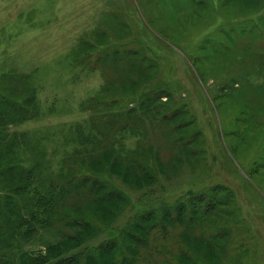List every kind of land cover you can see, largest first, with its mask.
I'll use <instances>...</instances> for the list:
<instances>
[{"label":"rangeland","instance_id":"obj_1","mask_svg":"<svg viewBox=\"0 0 264 264\" xmlns=\"http://www.w3.org/2000/svg\"><path fill=\"white\" fill-rule=\"evenodd\" d=\"M234 4L255 8L239 0ZM218 7V0H0V96L6 98L0 113V144L6 145L17 134L19 145L13 149L24 160L35 151L42 152L40 144L44 146L42 168L46 165L53 171H40L34 178L39 187L49 179L61 186L68 178L77 181L79 175L88 173L101 176L109 187L119 188L129 198L126 209L115 211L112 219L100 220L87 212L101 230L83 247L115 237L120 241L121 230L153 198L172 203L221 184L236 195L213 223L218 226L196 228L190 234L208 236L223 264H264V91L257 94L247 87V76L262 85L263 78L256 71L264 72V65L259 64L257 51L251 46L246 49L245 44L240 48L225 44L226 51H214L211 59L198 49L202 39L198 14L211 12L218 17ZM256 8L263 14L258 23L264 30V1ZM104 29L103 42L85 51L87 61L82 68L78 65L81 42H92L95 33ZM251 35L259 36L256 30ZM126 46L136 49L139 57L146 56L144 62L155 60L158 78L140 80L130 72L133 78L128 74L126 83L135 79L138 88L115 90L126 74L115 65H101L100 56ZM219 63L227 65L225 71H233L234 85L215 93L210 75ZM237 69L244 70L245 77L236 76ZM153 85L166 87L182 109L183 120H191L181 134L184 140L196 135L193 156L182 151L172 155L178 136L172 128L180 120L162 118L175 108L164 106L167 97L148 110L139 107L138 89ZM32 98L35 106L30 105ZM131 107L137 110L129 114ZM24 109L33 115L25 118ZM110 121L115 123L110 125ZM86 135L92 137L80 143ZM140 149L151 150L160 164H174L168 176L161 175L149 188L133 190L109 170L91 169L90 159L105 155V168H110L114 158L130 155L137 159ZM7 153L8 149L0 148L1 158ZM147 159L151 161L149 155ZM152 163L146 166L154 169ZM131 166L139 171L137 162ZM61 188L65 192L59 198H50L61 210L50 227L37 223L38 232L30 239L23 237L1 249L0 264H18L21 252L44 254L46 246L75 234V228L68 226L72 216L65 198L71 203L79 198L72 197L76 192L72 185ZM139 196L149 201H140ZM183 222L187 225V220ZM178 230L165 235L153 232L152 242L142 247L133 264H180L177 259L189 264L203 256L198 250L187 254V244L176 237ZM256 241L253 257L247 253L237 259L241 251L255 249Z\"/></svg>","mask_w":264,"mask_h":264},{"label":"trees","instance_id":"obj_2","mask_svg":"<svg viewBox=\"0 0 264 264\" xmlns=\"http://www.w3.org/2000/svg\"><path fill=\"white\" fill-rule=\"evenodd\" d=\"M244 3H251L255 8H244L242 5L234 4V0H218L219 13L218 17L211 12L199 13L198 21L201 24L202 39L198 45V49L206 52V57L211 59L214 51H226V46L237 48L241 44H245V48L249 49L250 46L254 48L255 54L259 64L264 65V30L258 23L263 21V14L256 7L259 6L260 1L264 0H239ZM233 2V3H231ZM224 6H226L224 8ZM214 7L212 6V9ZM238 16V17H237ZM240 17V18H239ZM257 31V35L252 36V31ZM107 30L96 34L92 42L82 41L80 45V57L78 65L85 68L86 62L85 51L89 48H94L98 43L103 42ZM105 33V34H104ZM93 43V44H92ZM225 44H227L225 46ZM85 45L87 48L85 49ZM172 46V45H171ZM239 47V48H240ZM146 56L139 57L137 50L131 47H122L121 49L115 48L108 52V55L100 56L101 65H115L120 73H125L126 76L122 77L119 86L115 88L125 90L127 87L135 90L138 88L139 83L133 79L131 83H126L127 76L130 72L136 73L140 80L146 79L148 81L158 78L157 62L155 60L144 62ZM226 64L219 63L216 70L210 75L211 83L214 86L215 93L223 92L225 89L234 85L233 71L229 72L226 69ZM87 69L91 70L89 64ZM246 72L241 69L236 70V76L245 77ZM258 76L263 78L262 85L251 81L247 76V87L252 88L255 93L260 94L264 91V72L257 70ZM154 74V77H153ZM133 78L132 74H129ZM158 83V81L156 82ZM141 93V102L139 107L148 110L149 107H154L156 101L161 100L162 97L168 102L164 105L166 108L175 107L163 119L166 121L175 122L172 128L177 143L176 151L172 155L182 151L193 156L191 153L196 143L193 141L195 137L190 140H184L181 134L184 129H188L190 125L189 119L183 120L182 109L174 100L172 93L166 88L158 85H153L146 89H138ZM5 96H0V113L5 101ZM235 100V99H234ZM36 99L32 98L30 105L35 106ZM16 108L18 104L14 105ZM136 107H131L127 113L132 114L136 112ZM25 118L33 115L29 109H24ZM115 121H110L113 125ZM92 135H86L80 143L89 141ZM2 137L0 136V139ZM5 143L0 144L1 147L8 149V155L5 158L0 157V251L3 248L12 246L16 241H21L23 237L30 239L31 236L38 232L35 230L37 223H41L42 227H50L57 215L61 213L59 203L50 198H59L64 191L61 186L66 187L72 185L76 192L72 196L79 198L74 202L68 201L65 198L66 209L70 212L72 219L69 221L68 226L75 228V234L67 235V237L60 242L46 246L44 254L35 252H21L18 264H133L137 256L140 254L143 246H148L152 242V233L161 232L163 235L170 231H176L178 239L185 242L188 247V253L197 252L203 254L200 258L190 262L191 264H223V259H217V253L213 245L209 242L208 236L203 238V235L197 236L190 234L196 228L205 230L209 227H217L219 217L222 212L227 211L226 206L231 202L230 198L236 195L230 188L225 186L216 185L203 194L196 193L191 198H176L174 202L170 203L163 198H143L139 196L140 201H149L150 203L146 208L139 210L127 223L126 227L121 230V240L117 237L92 247H83L82 245L92 237L98 234L101 230L96 223H92L87 217V212H93L100 220L106 218H113L115 211H124L128 205V196L119 188L114 186L109 187L101 176H94L88 173H82L77 177V181L73 178H68L58 186L55 180H48L46 185L43 182L41 186H37L39 181L34 183V178L40 171L52 172L44 163L42 152L35 151L32 153L29 160H24L19 151H15L13 147L19 145V136L14 134L13 137ZM94 149V147H91ZM196 150V149H195ZM186 151V152H185ZM158 154V153H157ZM151 157L152 164H156L154 169L150 164L151 161L147 157ZM156 154H152L149 149H140L138 151V158L133 159L129 157L118 160L114 158L113 167L105 168L108 166V161L105 155L90 159L91 169L94 171L109 170L116 176H119L125 181L131 189L141 190L149 188L159 181L160 176H168L169 171L174 168V164H160L155 160ZM158 156V155H157ZM171 156V155H170ZM158 156V160H159ZM137 162L139 171L132 168V164ZM25 163V166H24ZM176 164V166L180 165ZM132 177L134 182H132ZM172 180L170 178L168 181ZM60 188V189H56ZM17 198L18 201H17ZM27 198H30L29 200ZM85 198V199H84ZM84 199V200H83ZM131 202V200H130ZM55 203V204H54ZM18 205L22 208L18 209ZM54 205V206H53ZM74 213H78L75 215ZM183 220H187V225L183 224ZM20 225H22L20 227ZM19 229H17V228ZM253 233L251 232V237ZM120 245H119V244ZM255 249L248 252L243 250L240 253V259L251 254V257L257 252V241L254 246ZM80 248L75 252L73 249ZM62 253V254H61ZM243 254V255H242ZM177 262L182 264L180 260ZM189 263V264H190ZM1 264H9L7 261H2Z\"/></svg>","mask_w":264,"mask_h":264}]
</instances>
